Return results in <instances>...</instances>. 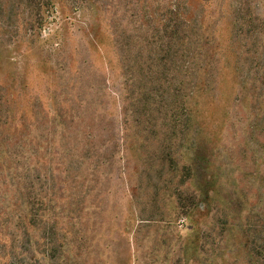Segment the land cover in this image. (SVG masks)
<instances>
[{"label":"rangeland","instance_id":"1","mask_svg":"<svg viewBox=\"0 0 264 264\" xmlns=\"http://www.w3.org/2000/svg\"><path fill=\"white\" fill-rule=\"evenodd\" d=\"M0 114V264H264V0H0Z\"/></svg>","mask_w":264,"mask_h":264},{"label":"trees","instance_id":"2","mask_svg":"<svg viewBox=\"0 0 264 264\" xmlns=\"http://www.w3.org/2000/svg\"><path fill=\"white\" fill-rule=\"evenodd\" d=\"M178 7V8H177ZM174 7L172 9H167L164 14L162 15V17H165L164 19L166 20V24L164 27V37L162 39H164L166 42H164V44L162 46H160L158 48V52H160L159 56H160V62H161V66L163 68V72L161 73L162 77L160 80H164L166 81H170L172 79H174L175 75L172 76V78H167V75H170V68L168 69V65L167 64H172L173 61L175 60L176 56H178V49L175 48L176 45H178L180 43V41H182V25L184 24V18L181 17L180 14V7L177 6ZM248 11V9H246V7H244L242 4H240V7L238 8V10L235 12L236 15L235 17L238 19V23L240 25H244L245 22V15L247 14L246 12ZM245 19V20H244ZM151 20L149 19L148 22H150ZM237 22V21H236ZM160 38V37H159ZM190 40H189V45H190ZM189 47L186 48V51H189ZM173 52V54L171 53ZM177 62V60L175 61ZM174 62V63H175ZM167 67V68H166ZM173 75V74H172ZM176 80V79H175ZM3 116L0 114V122H2L3 120ZM7 120V118L2 122L5 123ZM4 142L2 140H0V178L1 175L6 173L5 177H8V172L10 170V167H7L6 164L7 162L5 161V157L7 158H12V156L15 154L14 150H11L10 148H5V146L3 147ZM3 147V148H1ZM8 165V164H7ZM2 179V178H1ZM5 182L3 183L2 181L0 182V189L4 188ZM17 192V190H16ZM17 194H19L17 192ZM6 198V194L1 195L0 194V206H2L1 204L4 203ZM4 213V214H3ZM0 217H4L6 218V220L4 221V224L6 225L5 227H8V221H10L11 223H13L12 217L10 216L9 212H2V208L0 207ZM35 217L36 215L32 214V212L26 213L24 216H21L19 218V223L14 225V228L16 229V231H20L23 239H24V243H22V247L20 246V254L21 256L25 257L30 263L34 264V255L30 254L31 252V240L30 237L28 235V226L33 225L35 223ZM12 239L14 240V242L16 241V237L14 236V234L11 236ZM23 247H26L23 248ZM24 263V262H22ZM25 264V263H24Z\"/></svg>","mask_w":264,"mask_h":264}]
</instances>
